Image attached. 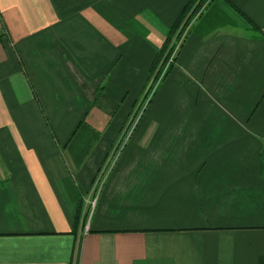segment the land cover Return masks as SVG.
<instances>
[{
  "label": "crops",
  "instance_id": "crops-1",
  "mask_svg": "<svg viewBox=\"0 0 264 264\" xmlns=\"http://www.w3.org/2000/svg\"><path fill=\"white\" fill-rule=\"evenodd\" d=\"M187 1L0 0V264H264V0L203 9L108 160Z\"/></svg>",
  "mask_w": 264,
  "mask_h": 264
},
{
  "label": "trees",
  "instance_id": "trees-1",
  "mask_svg": "<svg viewBox=\"0 0 264 264\" xmlns=\"http://www.w3.org/2000/svg\"><path fill=\"white\" fill-rule=\"evenodd\" d=\"M213 0H188L184 5L183 9L176 17L173 22L168 34L166 35L163 43L161 44L158 52L152 62L150 67V73L148 77V82L153 78L157 79L160 72L162 71L166 60L169 58L171 53L174 50L176 41H179L183 33L186 31L187 27L190 25L193 17L201 10L203 5L208 6ZM247 17L244 13H242ZM248 18V17H247ZM249 23L252 28L258 31L261 35L264 36V31L261 30L251 19L248 18ZM171 70L167 71V73ZM80 207H78L75 219H74V230L78 227L81 220L80 216Z\"/></svg>",
  "mask_w": 264,
  "mask_h": 264
},
{
  "label": "built area",
  "instance_id": "built-area-1",
  "mask_svg": "<svg viewBox=\"0 0 264 264\" xmlns=\"http://www.w3.org/2000/svg\"><path fill=\"white\" fill-rule=\"evenodd\" d=\"M205 7H206V5H203V7L201 8V10L193 17L191 23L201 14V12L203 11V9ZM191 23H190V25H191ZM190 25L187 27L186 31L183 33V35L181 36L180 40L179 41H176L173 52L171 53V55L169 56V58L166 60L165 65H164L162 71L160 72V74L158 76V79L156 81L157 83L155 82L156 84L154 86L152 84L153 87L151 86V89L148 92L147 99H145V100H147L146 105L150 101V98L152 97V95L155 93V90H156V87H157L158 83L164 78V76L166 75V73L170 69V67H172L175 64L177 55H178V53H179V51H180V49L182 47V44H183V42H184V40L186 38V35H187V32L189 30ZM152 81H153V79H152ZM145 106H144V108H145ZM142 112L140 114H138V116L135 117L136 119H135L133 125L129 128L127 137L133 131L136 123L138 122L139 118L141 117ZM118 148H119V146H118ZM118 148H117L116 152H119L120 149L118 150ZM103 173L104 172L101 173V177L104 175ZM101 177L98 178L97 181H96V187H95L96 190L99 188V185H100V182H101V179H102ZM95 201H96V199H93V201L91 202V205H94L95 204ZM86 228H87V226H86Z\"/></svg>",
  "mask_w": 264,
  "mask_h": 264
},
{
  "label": "rangeland",
  "instance_id": "rangeland-1",
  "mask_svg": "<svg viewBox=\"0 0 264 264\" xmlns=\"http://www.w3.org/2000/svg\"><path fill=\"white\" fill-rule=\"evenodd\" d=\"M172 68V67H171ZM168 73H166V75H167ZM165 75V76H166ZM164 76V77H165ZM153 79V78H152ZM152 79L148 82V80H147V83H146V86H145V89H144V94H143V97L140 99V101H138V103L136 104V106H135V108H134V110L130 113V115H129V117H128V119H127V124L122 128V131H121V133H120V139H119V141L114 145V147H113V149L110 151V153H109V155H108V160H109V158H111V157H113L114 156V154H116L115 152H116V150H117V148H118V146H119V148H118V150L119 149H121V147L123 146V142H121V141H123L122 139L123 138H126L127 137V134H128V130H129V128L133 125V123H134V121H135V117L136 116H138V114H140L142 111H144V106L146 105V102H147V100H145V99H147V96H148V92L150 91V89H151V86H152V84H153V86L157 83L156 81H157V79H153V81H152ZM164 79V78H163ZM162 79V80H163ZM161 80V81H162ZM152 81V82H151ZM161 81L158 83V85H157V87H156V90H157V88H158V86L160 85V83H161ZM156 82V83H155ZM152 86V87H153ZM156 90H155V92H156ZM155 94V93H154ZM153 94V95H154ZM153 95H152V97H153ZM151 97V98H152ZM151 98H150V100H151ZM146 107V106H145ZM143 109V110H142ZM143 113V112H142ZM142 115V114H141ZM139 120H140V118H139ZM138 120V121H139ZM106 162H107V160H106ZM102 173V172H101ZM101 177V174L98 176V178H100Z\"/></svg>",
  "mask_w": 264,
  "mask_h": 264
}]
</instances>
